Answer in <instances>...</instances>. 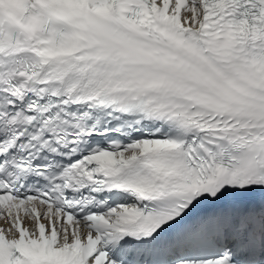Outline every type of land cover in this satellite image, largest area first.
<instances>
[{
  "label": "snow or ice",
  "instance_id": "obj_1",
  "mask_svg": "<svg viewBox=\"0 0 264 264\" xmlns=\"http://www.w3.org/2000/svg\"><path fill=\"white\" fill-rule=\"evenodd\" d=\"M0 264H264V0H0Z\"/></svg>",
  "mask_w": 264,
  "mask_h": 264
}]
</instances>
